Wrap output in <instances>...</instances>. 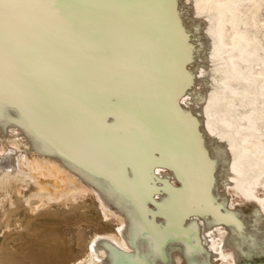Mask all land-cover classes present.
<instances>
[{
	"label": "bare ground",
	"instance_id": "1",
	"mask_svg": "<svg viewBox=\"0 0 264 264\" xmlns=\"http://www.w3.org/2000/svg\"><path fill=\"white\" fill-rule=\"evenodd\" d=\"M128 1L31 0L39 7L25 20L11 53L7 45L0 49V101L8 98L6 92L17 95L29 122V129L24 131L25 138L17 125L9 122L5 126V121L0 119V179H17L25 190L26 200L33 196L52 198L58 193L55 184L58 179L65 181L66 193L75 189L72 184L77 183L81 191L90 190L96 194L105 216H115L118 220L113 233H97L91 238L84 264H148L147 256L140 254L141 251L148 253L154 261L159 260L162 255L158 252H163L166 236L170 237V242L179 240L175 239V227L180 226L185 215H189L191 204L211 198L215 206L221 208L224 201H218L217 197L223 199L227 187L234 188L254 203L264 219V198L253 190L259 183L264 186V21L261 20L264 19L261 15L264 0H185L193 7L191 18L201 23L198 30L201 34L198 44L194 45L192 41L186 44L184 58L190 65L199 60H202L203 67L210 65L213 77L206 82L205 98L198 105L202 114L184 112V115L180 112L177 119L185 136L182 145L176 143L166 161L185 172L187 185L182 190L166 186L162 190L169 200L165 201L162 196L157 208L164 216L162 224L172 226L164 233L151 226L143 207L152 188L143 177L149 174L154 163L161 161L154 162L147 150L155 145L156 135L146 122L142 103L138 100L135 106L133 102L137 98L133 95L131 99L128 90L134 84V88H142L141 84L147 87L144 82L148 80L144 72L134 74V69L129 67L144 61L153 74L163 73L159 75L163 80L177 75L183 77L180 78L183 81L187 73L180 70L176 52L169 50L171 54H160L154 47L137 54L132 60H125L123 71L120 67L111 71L110 66L117 59L122 60L121 44L115 38L116 33H112L113 28L85 31L96 25L99 17L109 9L116 12L115 22L120 30H125L122 26L127 10H137L136 7L125 8ZM144 7L149 10L147 15L154 10L150 5ZM167 9L173 11L171 7ZM179 14L177 18L181 19ZM183 24L176 28L180 35L184 34L182 30L186 31ZM17 43L22 44L19 46H33L17 52ZM163 54L169 55L176 67L168 65ZM88 55H94V59H87ZM84 66L88 70L84 71ZM152 73L148 83L161 85ZM82 82L88 87L86 92L79 89ZM111 105L115 106L116 115L113 114L110 124L105 126L102 116ZM99 106L103 108L99 109ZM172 108L175 110L174 106ZM7 109L9 113L17 114L12 106ZM66 112L70 114L65 118ZM111 129L121 131L117 133ZM210 142L216 143L218 153L212 152ZM25 143L32 146L35 155L22 150ZM190 156L196 161L199 158L197 171L190 168L193 166L189 163ZM106 161L125 162L128 169L117 167L112 173L100 177L97 172L108 166H105ZM213 188L219 189L216 191L218 195ZM124 191L131 193L132 198L127 199ZM107 200L124 209L128 217L121 213L122 210H114ZM233 209L226 208L224 213L234 221L222 215L204 220L209 226L207 231H211L207 235L214 236V240L220 239V251L226 246L222 242L234 231L233 223L242 230L244 228L235 218ZM219 220L224 223V228L214 231V223ZM190 227L185 235L189 241L199 239L200 243L199 236L197 239L195 236V225ZM258 234L264 240V226ZM139 239L145 242L140 249L136 243ZM185 244L183 241L185 255L191 256L190 252L197 246L201 252L199 264H209L211 251L204 243L200 247L196 242L194 248L195 243ZM58 247L55 246L54 250ZM230 253L234 260V252ZM210 254L217 256L218 253ZM174 257L177 263L182 262L179 252ZM222 257L226 259L225 252Z\"/></svg>",
	"mask_w": 264,
	"mask_h": 264
},
{
	"label": "rangeland",
	"instance_id": "2",
	"mask_svg": "<svg viewBox=\"0 0 264 264\" xmlns=\"http://www.w3.org/2000/svg\"><path fill=\"white\" fill-rule=\"evenodd\" d=\"M174 3L171 0H129L128 3L125 4V8L136 7L137 10L135 12L127 10L125 22L122 26L125 30H120L115 22L116 12H114V10L111 12V9H109L105 12V15L99 17L96 25L88 27L85 31L88 33L91 31H105L106 29L109 30L113 28L112 33H116L115 38L118 39V44H121L119 47L122 50L120 56L122 62L119 59L115 62L112 61L114 62L113 64L111 63L112 66H110L112 72L117 71L119 67L121 68L120 70L123 71L125 60H132L137 54L144 53L146 49L151 50L152 47H154L160 51V54H171L172 52L169 53V50L176 52L178 54L177 59L179 60L178 64L180 65V70H185V74L187 73L186 80L184 79L185 82L184 80L180 81V78L183 77L180 76L178 78L177 75L169 76L172 79L163 80V78H159V75L163 73L159 72L153 74L144 61L138 62L135 67H129L134 69V74H142L144 72L148 80L144 82L147 87L141 84L140 86H142V88H134V86H136V84H134L131 85V88L128 90L131 99L133 95L135 99L137 98L135 102H133L135 106H137L138 100L142 103L141 109L144 111V115L147 119L146 122H148L150 130H153L156 135L154 139L155 145L153 148L147 149L150 158L153 159L154 162H156L157 159L164 161L154 163L149 174L147 173L143 177V180L152 187L150 190L151 192L149 191V194L147 193L148 196H145L143 207L146 209L151 226L163 233L166 232L167 228H172V226L165 227L164 224H162L164 216L157 208L162 196L165 201L169 200L166 192L162 190L165 186L167 188L172 187L176 190H182L187 185L185 172L173 167L166 161L170 158L169 156L171 153H173L176 143L182 145V140L185 136L184 128L178 123L179 120L177 119L180 117V112L181 114L185 112L199 116L202 114V112H199L200 108L198 105H200L205 98L206 94L203 93V91L205 92L207 89L208 83L206 82L213 77L209 67L210 65L203 67L202 60L190 65L187 58H184L186 44L190 43V41H192L194 45L199 42L198 36L201 32L198 33V30L200 29L201 23L191 18L193 7L190 3H187L185 0H174ZM146 5H150L154 9L150 15L146 14L148 13L147 11H149L144 7ZM108 6H111V4ZM167 7L173 8V11H168ZM261 10V15H264V9ZM179 12L182 15L181 19L177 18V16L180 15ZM136 18H140V20L136 21ZM180 20L181 22H179ZM261 20L264 21L262 18ZM181 23H185L182 26L184 30H186H182L184 33L183 35L176 32L177 26H180ZM137 24L141 25L138 26ZM29 41L32 40L29 39ZM32 43L35 44L33 41ZM33 44L31 46H19L22 44L17 43V48H14L17 52H19V49L25 51L32 48ZM164 55L166 54L162 55L164 61L168 65L173 64V67H176V62L171 63L172 58L168 57L169 55ZM89 57H93L94 59V55H88L87 59ZM184 61L186 62L184 63ZM125 66L128 67L127 64H125ZM84 67V71H86V69L88 70V67ZM150 73H152L151 75H156L155 79L159 81L161 85H154L151 82V86L148 83L150 80ZM109 83H111V81ZM160 86H162V89H160ZM79 89L81 91L84 89L86 92L88 87L82 82ZM66 92L69 93L70 90ZM5 95L8 96V98L0 101V119L5 121V126H8L9 122L17 125L26 138L24 131L25 128L29 129V122L25 119L22 112L23 107L20 105L21 100L12 92H6ZM110 99L113 100L112 98ZM9 106L17 110L16 115L8 112L7 107ZM172 106L175 107V110H173ZM99 107V109L103 108L102 106ZM115 110V106L112 105L107 108L105 115L102 116L105 126L110 124ZM178 110L179 115H177ZM69 114L70 112H66L64 114L65 118ZM111 131L119 133L121 129H111ZM104 132L108 134V129H105ZM191 135L193 134L191 133ZM65 140L67 141V139ZM25 144L24 147L22 146V150L27 151L28 154L30 153L29 155H35V150H31L32 146H27V143ZM210 144L211 142L209 146L212 152L218 153V146L216 143L214 144L212 142V144ZM68 147L70 146L68 145ZM96 161L98 162V160ZM106 163L105 166H108L105 169L99 170L97 172L98 176L104 177L106 173H112L117 167L119 169L121 168V170L128 169L125 162L106 161ZM189 163H191V166L193 165L190 168H192L193 171L194 169L197 171L196 167L199 165V158L196 161L195 158L190 156ZM170 165L172 168H169L171 167ZM217 179H219V177H217ZM143 180L140 179V182H144ZM55 184L58 185V193L52 198L47 200L44 196L41 198L33 196L26 200L25 190L17 179H0V264H84L83 262L87 258L88 244L91 238L97 233L106 234L114 232L118 220L115 216H105L104 210L99 204V199L94 192L90 190L81 191V186L79 187V184L73 183L72 185L76 188L66 193L64 186L66 185L65 181L61 182L58 179ZM213 189L216 194L219 192L217 191L219 190L218 188ZM253 190L257 196L264 198L263 185L259 183ZM124 193L127 199L132 198L131 193L129 194L125 191ZM217 200L224 201V208L215 206L211 198L204 199L203 201L198 200L197 204H191L192 210L189 209V215H185L182 219L183 221L179 222L180 226H176V229L173 228L175 232L178 233L175 234V239L179 240L170 242L168 241L170 237L168 238L167 236V239L165 238L166 242L163 240V248L161 249L163 252H158V255H162V258L154 261V259L150 258L148 253L145 254V252L142 251L141 253L139 251V253L147 256L145 258H148V264H179L175 261L174 257L177 252L182 256V262L180 264H191L192 262L199 264L200 257H198V255L200 256L201 252L198 250L197 246L196 249L194 248L197 242V245L200 247H202L204 243L207 250L218 253L217 256L210 254L211 252L209 253V264H235L236 262L237 264H264V240L258 237L259 230L264 226V219L258 207L232 187H227V190L223 193V199L218 195ZM107 202L112 205L111 207H113L114 210L118 212L122 210L121 213L127 216L124 209H121V207H119V209L117 205L112 204L108 200ZM262 206L264 209V200ZM155 208L156 210L154 211ZM226 208L229 210H231V208L235 209H233L236 214L234 216L239 219L242 228H244L242 230L239 225L233 223L234 231L222 242L226 244V246L220 251V239L214 240V236L211 238L207 235V233L210 234L211 231H207L209 226L205 225L204 220L209 221L214 215H222L225 218L227 217L228 220L234 221L232 217L224 213ZM161 210H163V208H161ZM188 217L191 220H189ZM186 219L189 221L186 222L187 224L185 223ZM220 221L221 220L214 223V231H216L217 228L218 230L224 228V223ZM193 225H195L194 230L197 232V235H195L196 239L199 236L202 243H199V239L198 241H189V237L185 235L186 233L188 234L189 227H193ZM182 230H184V233H182ZM143 238L145 242H148L145 237ZM183 241L186 242L187 245L195 243L192 251V246L191 248L189 247L191 256L185 255ZM145 242L139 239L138 242H136L138 249H140ZM58 245V249L54 250V247ZM231 251L234 252V260H232L230 255ZM222 252H225V260L224 257H222Z\"/></svg>",
	"mask_w": 264,
	"mask_h": 264
},
{
	"label": "snow or ice",
	"instance_id": "3",
	"mask_svg": "<svg viewBox=\"0 0 264 264\" xmlns=\"http://www.w3.org/2000/svg\"><path fill=\"white\" fill-rule=\"evenodd\" d=\"M37 7L31 0H0V49L7 45L11 53L15 37Z\"/></svg>",
	"mask_w": 264,
	"mask_h": 264
}]
</instances>
